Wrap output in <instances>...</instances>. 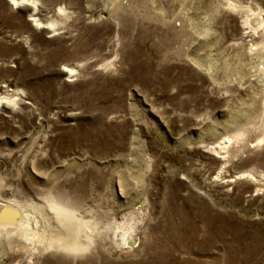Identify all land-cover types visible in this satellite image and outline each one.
Here are the masks:
<instances>
[{"label":"rangeland","instance_id":"374dc122","mask_svg":"<svg viewBox=\"0 0 264 264\" xmlns=\"http://www.w3.org/2000/svg\"><path fill=\"white\" fill-rule=\"evenodd\" d=\"M33 1L0 0V264H264V188L236 178L264 183L238 10L264 0Z\"/></svg>","mask_w":264,"mask_h":264},{"label":"bare ground","instance_id":"6f19581e","mask_svg":"<svg viewBox=\"0 0 264 264\" xmlns=\"http://www.w3.org/2000/svg\"><path fill=\"white\" fill-rule=\"evenodd\" d=\"M12 2H13V5L15 4V5H24V4H27V2L29 1V3L31 2L32 3V5L34 4V1L33 0H11ZM30 3V4H31ZM60 10H61V8H59ZM238 10H239V13L241 14V16H242V18L244 19V21L247 23V24H249V22H250V15H249V13L250 14H253L254 16H255V18H256V20L258 21V23H259V26H261V29L263 30L262 32H261V43H260V46H262V47H264V17L261 15V11L260 10H257L256 8H255V10L254 9H252L251 7H249V6H247V7H241V6H238ZM63 11V10H62ZM33 12V11H32ZM30 15V17L32 18V20L34 21V22H36L37 24H39V25H41V23H40V21H38L39 19H36L35 17H33L32 16V13H30L29 14ZM35 23V24H36ZM50 23V22H49ZM46 27H47V25H46ZM255 33V32H254ZM250 35H253V33H251ZM75 68L73 67V66H67L66 67V70H65V72H66V74H67V76L68 77H71L72 75H73V73L75 72ZM263 74V73H262ZM259 76H260V73H259ZM17 92H19V91H17V89H14L13 90V93L14 94H16ZM11 96H12V94H10V95H6V94H4V95H0V103L5 99V100H7V101H12V99H11ZM3 103V102H2ZM261 104H262V112H263V114H264V88H263V99H262V102H261ZM264 118V117H263ZM240 136H241V133H235V134H232V135H227V136H224L220 141H218L217 142V145H216V147H213L212 146V148H210L213 152L214 151H216V153H219V151H217L216 149H222V148H225L233 139H239L240 138ZM264 141V129L261 131V133H260V135L257 137V139H256V141H255V145H258L259 146V144L260 143H262ZM263 156H264V152H263ZM258 169V168H257ZM263 173H264V171H263ZM264 175V174H263ZM237 179H240V178H245L247 181H249V182H252V183H254V185H256V186H254L253 188H254V190L255 191H258L260 188H259V186L261 187H263L264 188V183L263 184H260V183H258L259 181H261L262 179L257 175V173L256 172H254V171H252V170H248V171H243V172H240L239 174H238V176L236 177ZM235 178H231L229 181H232V180H234ZM257 182V183H256ZM262 183V182H261ZM262 189V188H261ZM260 189V190H261ZM264 190V189H263ZM259 192V191H258ZM264 192V191H263ZM24 231V230H23ZM126 231L127 230H124L122 233H121V236H123L125 233H126ZM127 240V239H126ZM126 242H128V241H126ZM129 243H130V245H131V242L129 241ZM133 243V242H132ZM74 247H76L75 245H73ZM128 246V245H127ZM73 248V247H72ZM155 257L157 258V260L159 259V257H158V253L155 255ZM157 260H155L154 262H143V264H164V263H162V261H157ZM135 264H142V262L141 261H139V262H137V263H135Z\"/></svg>","mask_w":264,"mask_h":264}]
</instances>
